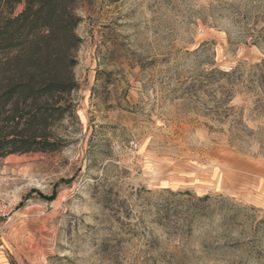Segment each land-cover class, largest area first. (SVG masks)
I'll use <instances>...</instances> for the list:
<instances>
[{
	"label": "rangeland",
	"instance_id": "374dc122",
	"mask_svg": "<svg viewBox=\"0 0 264 264\" xmlns=\"http://www.w3.org/2000/svg\"><path fill=\"white\" fill-rule=\"evenodd\" d=\"M76 1L68 142L0 159V264H264V0Z\"/></svg>",
	"mask_w": 264,
	"mask_h": 264
},
{
	"label": "trees",
	"instance_id": "16d2710c",
	"mask_svg": "<svg viewBox=\"0 0 264 264\" xmlns=\"http://www.w3.org/2000/svg\"><path fill=\"white\" fill-rule=\"evenodd\" d=\"M81 20L76 0H0V159L67 145Z\"/></svg>",
	"mask_w": 264,
	"mask_h": 264
}]
</instances>
